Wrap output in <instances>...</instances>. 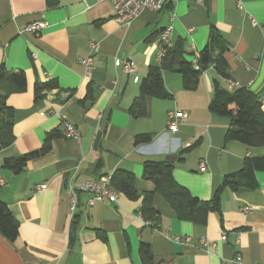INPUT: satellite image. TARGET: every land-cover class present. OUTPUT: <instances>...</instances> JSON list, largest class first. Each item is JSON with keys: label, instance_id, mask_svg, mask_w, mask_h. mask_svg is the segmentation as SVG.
I'll list each match as a JSON object with an SVG mask.
<instances>
[{"label": "crops", "instance_id": "1", "mask_svg": "<svg viewBox=\"0 0 264 264\" xmlns=\"http://www.w3.org/2000/svg\"><path fill=\"white\" fill-rule=\"evenodd\" d=\"M113 14L110 0H0V66L24 70L27 81L24 91L7 99L15 138L0 150L5 179L0 199L19 232L14 240L0 234V264H141V242L150 245L161 264H264V171H256L253 189H224L220 211H210L204 224L180 218L154 182L143 177L145 161L170 162L174 179L194 197L209 201L226 174L244 168L246 156L264 154V147L225 141L230 118L208 108L216 70H205L194 91L183 88L179 73L163 70L173 97L148 98L146 117L130 114L142 79L151 66L160 65L153 39L170 24L172 46L183 40L194 63L215 26L230 47L224 54L229 79L263 94L264 109V0L167 1L159 11L143 10L130 25H120ZM38 20L47 23L38 34L22 32ZM91 41L99 52L89 77L80 58L89 54ZM116 58L129 59L134 71L124 72ZM48 81L51 88L43 86ZM219 82L227 87L228 79ZM174 109L188 117L170 130L167 113ZM65 120L78 138L64 136ZM52 132L58 135L49 140V149L22 171L3 167L7 158L41 148ZM141 133L152 134V140L136 145ZM117 168L135 174L140 196L120 192L116 202L89 205L91 193L79 192L72 218L68 182L96 180ZM38 184L46 188L38 190ZM147 192H154L155 225L139 216ZM176 235L190 236L191 242L175 241ZM202 239L210 242L208 250Z\"/></svg>", "mask_w": 264, "mask_h": 264}, {"label": "trees", "instance_id": "2", "mask_svg": "<svg viewBox=\"0 0 264 264\" xmlns=\"http://www.w3.org/2000/svg\"><path fill=\"white\" fill-rule=\"evenodd\" d=\"M229 48L226 39L215 26H211L208 40L201 49L196 63L186 55V51L183 49V40L168 47L166 53L161 57L160 65L151 66L147 75L142 79L139 94L130 107L132 117L141 118L148 115V98L167 99L173 97L164 85L163 70L179 73L183 88L194 91L199 86L202 73L214 68L218 77L214 79L215 89L208 108L211 113L230 118L225 141L236 140L248 146L264 147L263 94L253 92L245 86L228 89L220 85L219 79L230 78L229 65L224 58V54ZM26 85L24 70H6L0 66V150L10 145L15 138L13 108L7 104L8 96L24 91ZM53 85L48 81L43 86L51 88ZM39 90L38 87L36 89L38 98L42 97ZM55 135L58 133H50L39 149L18 157L5 159L3 167L17 173L22 171L26 168L28 161L49 149V140ZM152 137L150 133L137 134L134 143L136 145L148 143ZM172 170L173 164L170 162L145 161L143 177L154 182L155 191L170 203L180 218L204 224L210 211H220L221 193L224 189H253L258 186L255 173L257 170L264 171V154L246 156L244 168L239 172L226 174L214 197L209 201H202L194 197L174 179ZM134 179L135 174L124 168H117L112 173V184L115 188L132 199L140 196V193L135 189ZM153 195L154 192L144 194L140 213L145 220H153L158 223V214L152 206ZM18 232V222L14 219L8 205L0 199V234L14 240L18 236ZM139 257L141 264H161V261L152 253L148 243L141 242Z\"/></svg>", "mask_w": 264, "mask_h": 264}, {"label": "built area", "instance_id": "3", "mask_svg": "<svg viewBox=\"0 0 264 264\" xmlns=\"http://www.w3.org/2000/svg\"><path fill=\"white\" fill-rule=\"evenodd\" d=\"M87 3L90 0H83ZM170 1L171 3L178 2L180 0H110L113 8V17L120 25H130L133 20L146 9L152 11L161 10L164 5ZM193 2H200L203 0H188ZM253 24H257V21L252 18ZM47 26V23L43 20L33 21L27 24L22 32H31L34 34H38L44 27ZM173 24L168 25L164 29H162L158 35L153 39V43L158 48V56L161 57L166 53V49L172 46V37H173ZM99 52V45L96 42L91 41L89 47V54L86 57L80 58L81 63L85 67V73L87 76L91 77L94 69V59L95 55ZM115 63L117 66H120L124 72L131 73L134 71V66L129 59H121L116 58ZM49 75V73H46ZM235 86H240L238 83L234 82L231 79H228L227 88L232 89ZM58 114L65 118L62 113ZM188 114L181 110H169L167 113V127L170 130H177L178 127L186 122ZM64 136L66 137H79V132L76 130L74 125L68 120L64 121ZM206 164L204 161L200 162L201 170H205ZM5 183V179L0 175V185ZM46 188L45 184L36 185V189L41 190ZM67 194L69 196V212L71 217L75 214V211L78 207V193L79 192H89L91 193V197L88 200L89 205H94L96 202L103 201L104 199L109 200L111 202H116L120 195V192L115 188L112 184V173H108L101 178L96 180H84L82 182H75L74 180H70L67 184L66 188ZM246 209H249L246 207ZM141 219L144 220L146 225H155V221L153 220H145L141 213H139ZM175 241H184L185 243L191 242V237L186 236L184 239L180 235H176L174 237ZM222 240L225 241L226 237L223 235ZM203 246L205 249L211 246L208 240L202 239ZM216 244L213 243V246ZM166 264V263H162Z\"/></svg>", "mask_w": 264, "mask_h": 264}, {"label": "water", "instance_id": "4", "mask_svg": "<svg viewBox=\"0 0 264 264\" xmlns=\"http://www.w3.org/2000/svg\"><path fill=\"white\" fill-rule=\"evenodd\" d=\"M101 135H102V132L99 131L95 137V140H94V143H93V148L96 150L98 148V143L100 141V138H101Z\"/></svg>", "mask_w": 264, "mask_h": 264}]
</instances>
